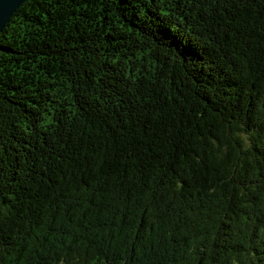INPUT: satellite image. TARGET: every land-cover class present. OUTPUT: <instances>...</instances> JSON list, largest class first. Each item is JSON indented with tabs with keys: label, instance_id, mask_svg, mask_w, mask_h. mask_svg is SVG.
Here are the masks:
<instances>
[{
	"label": "trees",
	"instance_id": "trees-1",
	"mask_svg": "<svg viewBox=\"0 0 264 264\" xmlns=\"http://www.w3.org/2000/svg\"><path fill=\"white\" fill-rule=\"evenodd\" d=\"M0 264H264V0L23 3Z\"/></svg>",
	"mask_w": 264,
	"mask_h": 264
},
{
	"label": "water",
	"instance_id": "water-1",
	"mask_svg": "<svg viewBox=\"0 0 264 264\" xmlns=\"http://www.w3.org/2000/svg\"><path fill=\"white\" fill-rule=\"evenodd\" d=\"M29 0H0V33L9 23L16 10Z\"/></svg>",
	"mask_w": 264,
	"mask_h": 264
}]
</instances>
